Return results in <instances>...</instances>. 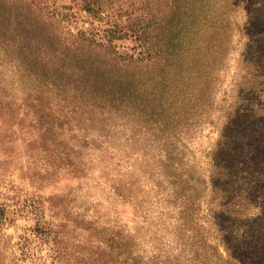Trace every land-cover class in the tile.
<instances>
[{
    "label": "trees",
    "instance_id": "16d2710c",
    "mask_svg": "<svg viewBox=\"0 0 264 264\" xmlns=\"http://www.w3.org/2000/svg\"><path fill=\"white\" fill-rule=\"evenodd\" d=\"M47 1L0 0V57L10 61L0 69H16L37 99L55 89L80 103L87 120L119 116L144 128L157 146L144 180L176 210L167 241L141 261L118 230L97 258L70 261L56 236L52 264H264V0H147L126 22L98 18L104 0H70V18L77 5L99 21L76 32H64ZM242 3L241 69L222 98L231 16ZM128 35L136 50L119 52ZM199 128L216 139L195 162L186 141Z\"/></svg>",
    "mask_w": 264,
    "mask_h": 264
},
{
    "label": "rangeland",
    "instance_id": "374dc122",
    "mask_svg": "<svg viewBox=\"0 0 264 264\" xmlns=\"http://www.w3.org/2000/svg\"><path fill=\"white\" fill-rule=\"evenodd\" d=\"M145 3L104 0L98 18L126 22L140 14ZM47 4L60 13L64 32L99 24L77 5L70 18V0ZM245 6L240 4L231 16L222 98L241 69ZM136 48L129 35L117 41L119 52L133 53ZM8 60L1 56L0 64ZM19 76L12 66L0 69V264L55 263L56 236L64 240L56 245L64 247L61 259L70 261L79 253L97 258L99 242L118 230L135 240L139 261L146 253L153 255L167 241L165 227L176 210L158 203L153 180H144L143 168L153 163L157 151L144 128L119 116L87 120L80 103L63 100L55 89L37 99L28 80L20 83ZM215 139L209 128H199L187 139L195 162Z\"/></svg>",
    "mask_w": 264,
    "mask_h": 264
}]
</instances>
